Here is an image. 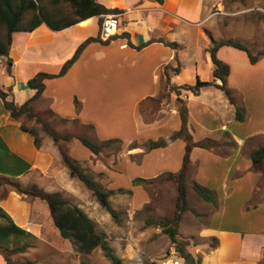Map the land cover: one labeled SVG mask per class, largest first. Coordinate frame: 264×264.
I'll list each match as a JSON object with an SVG mask.
<instances>
[{
    "label": "crops",
    "instance_id": "1",
    "mask_svg": "<svg viewBox=\"0 0 264 264\" xmlns=\"http://www.w3.org/2000/svg\"><path fill=\"white\" fill-rule=\"evenodd\" d=\"M95 1L119 12L117 35L109 44L90 43L65 75L46 80L34 107L36 113L50 115L52 123L89 129L85 136L95 143L117 141L99 155L77 139L63 146L87 174L111 192L110 203L118 217L113 219L71 175L55 142L25 126L24 119L14 120L3 100L0 178L32 182L47 193L73 198L123 264H145L143 259L173 264L175 250L162 258L159 246L162 240L168 246L170 239H153L160 229L135 234L134 228L141 226L135 225L133 215L149 207L150 189L155 185L160 192H171L168 211L173 210L176 186L159 180L180 172L187 143L177 139L153 150L148 144L181 129L180 109L184 107L192 142L212 147L194 146L190 152V210L183 215L179 237L190 242L186 250L201 258V264H264V161L255 165L251 159V153L264 146V58L253 65L245 52L231 47L218 51V58L230 67L227 87L233 92L234 104L214 85L198 93L181 89L198 81L221 84L214 76L210 50L214 42L224 39L218 15L228 0ZM49 6L51 11L71 14L68 6L65 11L60 5ZM105 16L63 30L43 23L33 31L14 33L9 58L0 56V88L10 94L9 100L17 107L30 100L36 92L28 82L40 73L58 75L85 41L100 36ZM168 66L180 68L171 74V85L178 92L166 87L162 78ZM237 109L244 111L243 121L236 119ZM139 179L152 183L135 184ZM194 183L212 191V202L197 195ZM0 208L16 227L35 237L24 238L22 243L39 240L50 244L51 264H81L86 258L95 264L89 260L93 253L75 255L56 228L47 202L3 187ZM120 212L127 217L122 219ZM110 228L118 237L109 236ZM0 264H7L1 254Z\"/></svg>",
    "mask_w": 264,
    "mask_h": 264
},
{
    "label": "trees",
    "instance_id": "2",
    "mask_svg": "<svg viewBox=\"0 0 264 264\" xmlns=\"http://www.w3.org/2000/svg\"><path fill=\"white\" fill-rule=\"evenodd\" d=\"M49 2L53 5H67L71 10V14L66 16L60 11H51ZM118 11L109 10L104 6L98 4L95 0H0V56L9 58L10 50L13 42V34L21 31H33L43 23L48 24L54 30H63L65 28L74 26L82 21H85L94 16H104L109 14H117ZM115 38V37H114ZM113 40V38H112ZM109 41H103L101 37L90 38L85 41L75 52L73 57L68 60L63 66L58 75H50L40 73L28 82V86L35 90V95L28 100L21 107L9 100L10 94L0 88V100L4 101L6 109L10 112L14 120H19L22 117L28 119H35L42 125V130L51 138L61 153L64 165L68 168L74 178L80 180L85 187L93 193V196L103 204L107 212L116 219L117 213L113 210L110 197L111 192L103 189L94 178L87 174L80 164L73 160L63 144H66L74 139L79 140L86 148L91 150L94 154L99 155L103 149L117 141H109L107 143L98 144L86 136H74L72 134L61 135L54 127L44 120L41 114L36 113L34 103L41 98L45 90V81L65 75L72 65L79 59L84 49L92 42H100L102 44H109ZM222 47H231L242 52H245L251 64H257L260 59L264 58V50L258 51L254 54L253 51L244 43L237 40H221L214 42L210 50L213 63L215 65L214 76L221 81V84L208 83L198 81L195 86H183L181 89L198 93L201 88L214 85L221 89L229 101L234 104L233 92L227 87V78L230 74V67L228 64L221 61L217 53ZM8 70L10 71L12 62L8 59ZM180 68H173L168 66L163 71V80L166 87H170L171 91L178 92L179 88L171 85V74L178 73ZM182 119L181 129L167 139L150 142L148 148L150 150L164 148L170 145L177 139H183L187 143L186 154L184 157L183 167L176 175L169 174L163 177L159 182H172L176 185L177 199L175 203V210L173 216L168 219L153 220L148 219L146 227H156L162 230V233L169 237L171 243L175 245L178 251L179 258L184 261V264H201L202 259L196 258L188 253L183 244L179 240V227L183 215L190 210V203L188 198V172L190 168V152L194 146L205 149H210V143H193L187 127V110L184 107L180 109ZM245 118L244 111L237 109L236 119L243 121ZM252 162L261 164L264 161V146L257 148L251 153ZM21 181H10L0 178V188H11L20 194L31 197L40 198L48 203L56 228L59 230L62 238L69 242L75 255H88L101 248L106 258L111 264H123V261L115 255L111 247L104 241L103 238L97 235L94 223L89 217L78 207L72 206L70 202L61 194H50L40 189L37 186L23 187ZM135 184L152 183L144 180H135ZM194 191L197 195L206 202H212L213 193L209 189L203 187L198 183L193 185ZM0 220L5 221V224H0V254L4 256L7 263L10 262V256L14 254L25 253L31 245L27 242L22 243V239L31 238L34 236L26 233L14 225L12 220L0 208ZM11 245L12 247H10ZM81 264H89L82 260ZM149 264H158L152 262Z\"/></svg>",
    "mask_w": 264,
    "mask_h": 264
},
{
    "label": "rangeland",
    "instance_id": "3",
    "mask_svg": "<svg viewBox=\"0 0 264 264\" xmlns=\"http://www.w3.org/2000/svg\"><path fill=\"white\" fill-rule=\"evenodd\" d=\"M47 4L49 5V2ZM66 7L67 5H61V8L64 11ZM218 18L220 21L218 27L222 31V36L224 37L223 40L232 39V40L240 41L246 44L251 49V51H253L254 54L258 53L260 49L264 50V0H228L226 2L225 8L222 11V14L218 15ZM42 117L44 118V120L49 122L54 127V129L61 135L72 134L74 136H79V135L85 136L88 134L87 130L89 129L85 130L86 128L83 129V127H79L77 124L64 123L63 125H61L58 123L50 122V115L49 116L42 115ZM21 119H24L23 123L25 126L32 127L34 130H39L44 133V131L42 130V125L38 123L35 119H28L27 117H22ZM159 183H163V182H159ZM21 186L32 187L34 185L32 184V182H25L22 183ZM157 188L158 185H155L150 189L152 194V202L149 205V207L133 215V220L135 221V225L141 226V228L140 227L134 228L135 234H138V232L145 230L147 228H150L151 230L159 229L153 226L146 227V222L148 219L161 220V219H168L173 216L177 197L176 199L171 200L173 201L172 204L173 210L168 211V209L171 206V203H169L171 192L168 190L165 192H160ZM188 190H189V184H188ZM62 196L66 197V199L70 202L72 206H75L74 205L75 200L73 198L64 195ZM192 198L193 197H191V199ZM124 215L125 214H123V212L119 213L120 217ZM126 217L124 216L121 218L123 219ZM108 232L111 238L118 237L114 233L112 228H110ZM160 236H166L165 234L162 233V230L160 234H154L153 239L158 240ZM178 238L183 244L184 248L186 249L187 245L190 244V242L185 241V239H181L179 236ZM29 244L34 247V250L28 249L25 253L11 255L10 262L7 264H49L50 263L51 259L49 254H51L52 252L50 244L40 242L39 240H34V241L32 240V242H30ZM9 246L12 247L11 245ZM159 246L162 248L163 251L162 253L163 256H161L162 258L170 257L171 251L172 249H174L176 252V259L178 260L179 254L178 251L176 250L175 245L170 243L167 246V244L162 240ZM100 250L102 254H99ZM92 253L89 260L92 261L93 263L106 264L105 263L106 260L107 262H109V264H111V262L104 255L101 248L98 249V251L96 250V254L94 252ZM102 255L105 258V260L102 259ZM82 258L84 259L86 258V256H83ZM157 259L160 260L159 258ZM85 261H88V258H86ZM143 262L145 264L151 263L150 260L148 259H143Z\"/></svg>",
    "mask_w": 264,
    "mask_h": 264
},
{
    "label": "built area",
    "instance_id": "4",
    "mask_svg": "<svg viewBox=\"0 0 264 264\" xmlns=\"http://www.w3.org/2000/svg\"><path fill=\"white\" fill-rule=\"evenodd\" d=\"M120 20L119 15H106L101 26L100 37L103 41H109L114 38L119 30ZM173 264H181L179 260L173 261Z\"/></svg>",
    "mask_w": 264,
    "mask_h": 264
}]
</instances>
